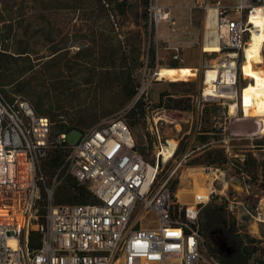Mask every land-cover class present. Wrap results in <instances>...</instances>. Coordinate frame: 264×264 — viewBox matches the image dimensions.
Listing matches in <instances>:
<instances>
[{"label": "rangeland", "instance_id": "rangeland-1", "mask_svg": "<svg viewBox=\"0 0 264 264\" xmlns=\"http://www.w3.org/2000/svg\"><path fill=\"white\" fill-rule=\"evenodd\" d=\"M213 1L159 0L174 23H161L158 37H154L149 35L147 0H128L123 12L109 6L106 11L96 0H0L1 9H10L15 18L16 40L25 42L28 50L23 62L14 63L24 64V74L7 85L6 92L48 115L54 121L51 134L60 120L74 127L66 132L69 143L80 138V130L118 113L130 124L138 149L150 160L173 140L177 146L172 157L160 165L157 182L177 166L169 183L175 185L181 201H190L194 192H205L212 185L217 192L212 202L223 205L226 220L235 221L240 234L264 240V117L244 115L240 104L236 112L229 111L233 100L239 103L237 94L234 98L203 94L206 69L218 62L227 64L231 60L228 53H237L223 48L203 50L207 39L215 36L214 26L206 25L207 3L214 8ZM208 29L212 33L205 31ZM58 48L61 52L49 59ZM237 57L239 91L250 79L244 71L243 53ZM261 60L260 54L256 62ZM130 62L138 65L133 72L135 82L148 84L150 103L144 105V114L150 121L144 117L132 123L128 110L124 113L133 96L125 98L123 81L127 78L120 79L117 73L125 72ZM163 66L174 71L158 78L155 72ZM255 70L264 72V64ZM16 86L25 92L15 93ZM163 90L183 97L187 107L158 106ZM204 130L217 139L210 137L207 144H201L198 134ZM208 150L216 151L215 161L207 156ZM248 154L256 159L255 165L243 164ZM74 193L57 189L54 199L78 203ZM34 225L31 221L30 229L35 230ZM205 239L220 252L231 250L222 233L214 231ZM202 253L198 264L218 260L205 249Z\"/></svg>", "mask_w": 264, "mask_h": 264}, {"label": "built area", "instance_id": "built-area-1", "mask_svg": "<svg viewBox=\"0 0 264 264\" xmlns=\"http://www.w3.org/2000/svg\"><path fill=\"white\" fill-rule=\"evenodd\" d=\"M213 3L217 45L237 51L227 63L230 81L219 79L220 84L234 87L235 97L237 54L243 53L255 29L249 14L263 10L264 0ZM145 9L151 36L158 37L161 23H174L159 0H147ZM260 54L257 68L264 64V45ZM147 85L138 87L124 113L139 99L150 103ZM145 120L150 121L148 115ZM51 124L50 117L27 100H8L0 85V206L10 208V213L16 206L24 220L20 226L0 219V264L199 263L204 250L199 219L217 193L212 185L183 202L169 183L177 166L157 182L164 163L161 150L153 161L148 159L122 113L101 119L85 128L75 143L68 142L64 162L46 181L39 171L41 157L51 143L67 140L60 132L50 141ZM66 175L85 184L94 200L56 203L55 192ZM31 221L37 239L30 238ZM214 264L221 263L214 260Z\"/></svg>", "mask_w": 264, "mask_h": 264}, {"label": "trees", "instance_id": "trees-1", "mask_svg": "<svg viewBox=\"0 0 264 264\" xmlns=\"http://www.w3.org/2000/svg\"><path fill=\"white\" fill-rule=\"evenodd\" d=\"M127 1L128 0H96L97 4L106 11L108 10L109 6L112 9L114 8L122 12L125 10ZM5 11L6 14H8L7 16L5 15ZM5 11L0 7V85L3 89L4 96L8 100L13 101L14 99H12L6 92V86L13 85L24 74V64L22 66H14V63L19 61L23 62L27 58L28 50L26 48L25 42L22 44L21 41L16 40L15 18L10 15L9 12H11V10L6 8ZM61 49L62 48L54 50L51 56H49V59L53 60V57L59 54L61 52ZM153 57L154 51H152V58ZM172 66L176 67L178 65L173 64ZM137 67V64H133L130 62L129 67L126 68L125 72L119 71L117 73L120 79L122 77L127 78L125 81H123V93L125 94L126 99H130L138 89L139 84L135 82L133 76V72ZM13 91L15 93L25 92L24 88L20 86L13 87ZM145 104V100L139 99L134 103L132 107H130L127 112V117L131 120L132 123H135L136 121H139L145 117ZM187 105L188 104L187 102H185V99L183 97H173L169 92H166L165 90L159 93L158 106L181 110L186 108ZM51 122V126L54 125V121L51 120ZM127 124L130 127V124ZM58 126L59 128L55 130L54 134H51L50 128V141L56 134L60 132L66 133L67 131L74 129V127L67 125L65 120H60V124ZM83 130H80V132H82ZM210 137H213V139H217L215 136H210L208 134V130H204L203 132L198 134V141H200L201 144H207L210 141ZM68 150V140L60 141L58 143H51L50 146L46 149V153L41 157L39 162V171L46 178V181H49L51 176L56 172L57 168L62 165L68 153ZM207 156L211 158V161H215L218 157L216 151L214 152L211 150L207 151ZM249 162H252V165L256 164V159L250 154H248L244 159L243 164L246 166L247 164H249ZM170 188L174 191L175 185L170 186ZM58 189L74 190V195L77 198L78 203H85L94 200L89 190L87 189V186L85 184L77 182L70 175L65 176L63 182L58 186ZM212 201L213 199L209 203L204 205L199 219L200 233L204 238L203 248L206 250V252L208 254L216 255V257H218V261L221 264H264V244H262L264 243V240L240 234L237 231L235 221L228 222L224 217L223 205L213 203ZM56 203L62 202L56 201ZM214 231L222 233L226 237V241L231 248L229 253L220 252L217 247H211L207 243L205 236H211L212 232ZM37 237L38 235L35 230H30V238L37 239Z\"/></svg>", "mask_w": 264, "mask_h": 264}, {"label": "bare ground", "instance_id": "bare-ground-1", "mask_svg": "<svg viewBox=\"0 0 264 264\" xmlns=\"http://www.w3.org/2000/svg\"><path fill=\"white\" fill-rule=\"evenodd\" d=\"M216 18L215 8L209 7L208 15L206 17L207 28L211 27L212 25L215 26ZM249 20L254 24L255 29H252L249 41L245 42L244 44L243 56L245 59L244 71L249 77L250 81L245 83V85L240 88L239 92L237 91L239 103L238 101L233 100L230 103V110L232 112H236V108L240 104V108L242 109L244 115L264 117V72H258L255 70L256 59H258L260 56V50H262L264 44V9L261 11H252L249 14ZM210 29L205 31H207V33H212V29ZM208 37L209 36H207V38ZM203 50H219L216 36H211L210 39H207ZM235 55V52H230L229 54L231 57ZM173 71L174 70L171 67L163 66L158 68L155 74L158 76V78H160ZM230 75V71L228 70L227 64L225 63L223 64L218 62L215 65H212L210 68H207L202 83L203 94L212 95L215 97L220 96L234 98V89L232 86L219 83L220 76H222L223 81L226 80L229 82L231 79ZM176 144L177 143L173 140H169L167 146L163 145L161 150V153L163 154V162L168 161L172 157ZM9 210L10 208H7V206H0V219L8 221L12 220L14 223H17L21 226L24 222L22 212L16 206L12 208L11 213Z\"/></svg>", "mask_w": 264, "mask_h": 264}]
</instances>
